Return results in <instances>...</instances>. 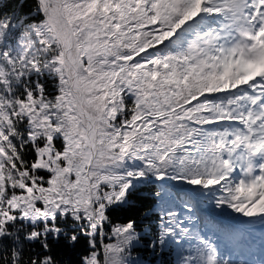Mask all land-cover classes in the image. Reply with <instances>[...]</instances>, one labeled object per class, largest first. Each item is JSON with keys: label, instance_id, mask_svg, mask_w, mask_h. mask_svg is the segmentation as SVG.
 I'll return each mask as SVG.
<instances>
[{"label": "snow or ice", "instance_id": "snow-or-ice-1", "mask_svg": "<svg viewBox=\"0 0 264 264\" xmlns=\"http://www.w3.org/2000/svg\"><path fill=\"white\" fill-rule=\"evenodd\" d=\"M0 264H264V0H0Z\"/></svg>", "mask_w": 264, "mask_h": 264}, {"label": "trees", "instance_id": "trees-1", "mask_svg": "<svg viewBox=\"0 0 264 264\" xmlns=\"http://www.w3.org/2000/svg\"><path fill=\"white\" fill-rule=\"evenodd\" d=\"M201 212L204 215H215V213L212 212V210L207 206V204L201 205ZM235 214L231 213L229 210L228 218H232ZM237 219H240V217H236Z\"/></svg>", "mask_w": 264, "mask_h": 264}, {"label": "rangeland", "instance_id": "rangeland-1", "mask_svg": "<svg viewBox=\"0 0 264 264\" xmlns=\"http://www.w3.org/2000/svg\"><path fill=\"white\" fill-rule=\"evenodd\" d=\"M256 236H257L256 245L251 250L252 256H251V258H249L251 260H253L252 258H254V255L256 256L255 259H259V247H258V245H259V229L256 230Z\"/></svg>", "mask_w": 264, "mask_h": 264}]
</instances>
